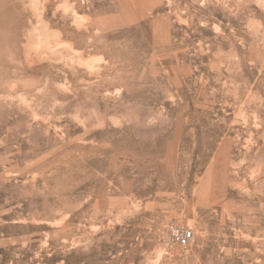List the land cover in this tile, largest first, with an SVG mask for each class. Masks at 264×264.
Instances as JSON below:
<instances>
[{"label":"rangeland","instance_id":"rangeland-1","mask_svg":"<svg viewBox=\"0 0 264 264\" xmlns=\"http://www.w3.org/2000/svg\"><path fill=\"white\" fill-rule=\"evenodd\" d=\"M0 264H264V0H0Z\"/></svg>","mask_w":264,"mask_h":264},{"label":"built area","instance_id":"built-area-1","mask_svg":"<svg viewBox=\"0 0 264 264\" xmlns=\"http://www.w3.org/2000/svg\"><path fill=\"white\" fill-rule=\"evenodd\" d=\"M169 240L166 244L167 250L171 251L174 246L185 249L191 245L195 239V231L191 227L185 225H174L169 230Z\"/></svg>","mask_w":264,"mask_h":264}]
</instances>
